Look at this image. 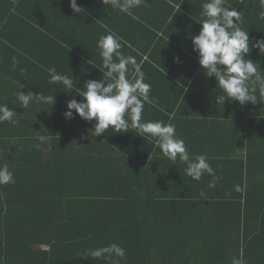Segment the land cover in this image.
<instances>
[{
    "label": "trees",
    "instance_id": "16d2710c",
    "mask_svg": "<svg viewBox=\"0 0 264 264\" xmlns=\"http://www.w3.org/2000/svg\"><path fill=\"white\" fill-rule=\"evenodd\" d=\"M232 4L260 35L253 42L264 39L260 0ZM250 55L264 70V55L258 49ZM188 96L217 102L218 95ZM254 106L242 112L245 156H225L227 192L206 199L171 188L141 191L136 181L114 175L113 163L94 159L92 143L84 149L67 133L40 134L52 137L37 151L35 121L0 123V165L8 164L15 178L0 185V264H231L241 255L246 264H264V103ZM240 116L227 111L224 122L242 124ZM112 243L125 249L123 259L90 255Z\"/></svg>",
    "mask_w": 264,
    "mask_h": 264
},
{
    "label": "crops",
    "instance_id": "0c3cea01",
    "mask_svg": "<svg viewBox=\"0 0 264 264\" xmlns=\"http://www.w3.org/2000/svg\"><path fill=\"white\" fill-rule=\"evenodd\" d=\"M233 1L226 0V5L233 7ZM203 2L143 0L132 9V15H127L107 7L102 0H77L85 8L81 14L73 12L70 0H0V102L11 98L9 108L20 114L19 124L32 119L37 124L34 133L38 135L67 133L70 143L75 142V147L82 144L84 149L85 144L92 143L94 159L116 164L117 169L111 168L114 175H122L126 182L136 181L141 191L161 193L171 188L187 195L201 196L203 192L206 198L222 190L227 192L224 184L229 170L222 168L226 165L225 156L228 154L231 161L245 156L242 141L247 132L244 134L243 123H248V119L243 120L242 112L257 107L236 102L223 105L186 101L193 99L188 96L191 94H222L215 77L204 75L198 54L193 51L191 36L202 27L196 19L201 18ZM242 27L252 41L260 37L250 31L255 27L245 23ZM109 32L122 38L121 51L136 57L145 73V82L151 85L149 95L153 103L145 104L143 119L175 124L177 136L185 140L193 156H208L218 177L215 187H209L213 177L208 174L199 181L189 177L185 163L165 157L154 138L140 136L135 129L117 133L109 128L96 137L91 130L94 121H85L75 112L73 119L65 118L67 102L74 96L78 101L82 99L76 95L75 86L83 90L87 80L102 78V71L96 68L102 66L97 42ZM49 68L73 77L74 89L50 84ZM184 88L188 91L184 92ZM182 89L183 97L178 99ZM18 91L43 92L54 96L55 103L50 107L30 103L23 108L16 98ZM227 111L241 115L242 124L224 122ZM84 149L80 151L84 153Z\"/></svg>",
    "mask_w": 264,
    "mask_h": 264
},
{
    "label": "clouds",
    "instance_id": "9594fccd",
    "mask_svg": "<svg viewBox=\"0 0 264 264\" xmlns=\"http://www.w3.org/2000/svg\"><path fill=\"white\" fill-rule=\"evenodd\" d=\"M143 0H102V3L114 10L132 15V9L138 7ZM264 8V0H260ZM70 7L75 14L85 12V8L70 0ZM201 18L196 19L202 24L198 34L192 35L193 51L198 54V63L207 78L215 77L218 88L222 94L216 96L217 104H225L226 100L238 101L244 106L249 103L257 105L264 103V70L260 62L251 58L253 49H258L264 55V39L253 42L249 32L242 27L241 11L232 5H226V0H204ZM264 18V11L260 12ZM97 47L100 49L102 66L99 68L103 76L101 79H89L85 82L83 90L75 86L76 95L82 97L78 101L75 96L66 104V119H73L74 112L88 122H95L94 135L100 136L109 128L115 132H128L135 129L140 136H150L155 139L157 146L165 157L173 162L185 163L186 174L199 181L208 174L213 177L209 187H215L216 177L214 169L208 162L206 154L193 156L185 140L176 134L175 124L165 123L161 120L145 121L143 112L145 104L153 103L149 93L151 85L146 83L145 73L134 55H125L122 38L114 32L102 35ZM179 63V57H176ZM50 84H62L66 89L73 90V77L57 73L55 68L48 69ZM257 90L259 94L257 95ZM188 91L184 88V92ZM17 100L23 108L30 103L47 104L49 107L55 103L54 96L42 93L22 92L16 94ZM74 110V111H73ZM15 108L8 104H0V123L9 122L19 124ZM262 116V115H261ZM39 143L33 147L39 151L42 144L50 141V137L40 135L36 138ZM14 173L8 164L0 165V185L14 184ZM237 190L240 186L237 185ZM201 196L206 199L205 193ZM105 254L123 259L125 249L116 243L90 251L92 257L99 258ZM116 264H119L117 261ZM231 264H246L242 255L232 257Z\"/></svg>",
    "mask_w": 264,
    "mask_h": 264
}]
</instances>
